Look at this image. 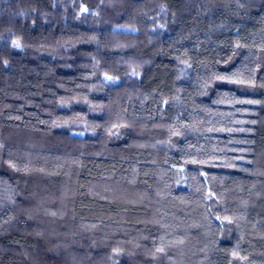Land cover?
<instances>
[{"label":"trees","instance_id":"trees-1","mask_svg":"<svg viewBox=\"0 0 264 264\" xmlns=\"http://www.w3.org/2000/svg\"><path fill=\"white\" fill-rule=\"evenodd\" d=\"M0 264H264V0H0Z\"/></svg>","mask_w":264,"mask_h":264},{"label":"snow or ice","instance_id":"snow-or-ice-1","mask_svg":"<svg viewBox=\"0 0 264 264\" xmlns=\"http://www.w3.org/2000/svg\"><path fill=\"white\" fill-rule=\"evenodd\" d=\"M15 46H16V47H19V43L17 42Z\"/></svg>","mask_w":264,"mask_h":264}]
</instances>
